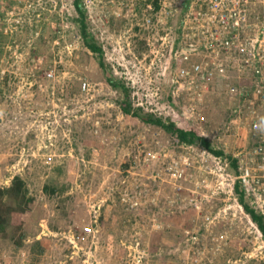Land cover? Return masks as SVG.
<instances>
[{
  "label": "rangeland",
  "instance_id": "1",
  "mask_svg": "<svg viewBox=\"0 0 264 264\" xmlns=\"http://www.w3.org/2000/svg\"><path fill=\"white\" fill-rule=\"evenodd\" d=\"M208 1L0 0V264H264L261 93Z\"/></svg>",
  "mask_w": 264,
  "mask_h": 264
},
{
  "label": "built area",
  "instance_id": "2",
  "mask_svg": "<svg viewBox=\"0 0 264 264\" xmlns=\"http://www.w3.org/2000/svg\"><path fill=\"white\" fill-rule=\"evenodd\" d=\"M256 5L262 8L263 14L251 24L250 12ZM208 10L205 15L213 23L212 27L218 30L217 35L210 38V45L217 48L216 50H227L232 59L241 58L239 60L242 61L244 69L252 72L249 79L256 86L255 91L259 89L261 93L260 111L264 113V0H209ZM212 27L209 28L213 29ZM196 68L199 69L200 65ZM235 89V86L231 87V91H236ZM251 126L260 133L255 135L258 145L254 147L253 153L260 158L258 167L264 171V121L262 123L255 117ZM242 176L247 182L246 175Z\"/></svg>",
  "mask_w": 264,
  "mask_h": 264
},
{
  "label": "trees",
  "instance_id": "3",
  "mask_svg": "<svg viewBox=\"0 0 264 264\" xmlns=\"http://www.w3.org/2000/svg\"><path fill=\"white\" fill-rule=\"evenodd\" d=\"M76 8L79 11V13L83 16V11L81 8V5L79 4V0H76ZM83 21V19L81 20ZM86 44L88 47L91 48V50L98 52L101 51V46L96 45L97 43L92 41H86ZM113 85H116V82L112 83ZM129 96H127L128 98ZM123 110L126 113H133L135 116H139L136 111H131L132 110V103L128 101L127 99L123 103ZM143 122L145 123H150V124H155L158 126H161L164 128L166 131L169 133L176 135L178 138V141L184 144H197L207 151H210L214 155H221L222 150L215 149V147L211 144V141L208 139V137L203 136L200 133V130L195 126L191 125L188 121H183V123H177L175 120L172 119H167L164 120L161 117H155L153 114H147L146 117L143 118ZM21 181V179H20ZM22 182V181H21ZM13 187L9 189H4V192L7 193V200L4 201L3 206L4 209L1 210L0 213V232L1 230L3 231L5 227L9 228V223H10V212L13 210V203L12 200L10 199V196H14L13 192ZM20 189V188H18ZM22 196H24V193H20ZM23 207L20 209H26L28 204V201L23 202ZM243 207L245 210L249 213L251 216L252 220L256 223L258 229L263 233L264 235V216L261 213H257L253 208H250L248 205L243 203Z\"/></svg>",
  "mask_w": 264,
  "mask_h": 264
}]
</instances>
